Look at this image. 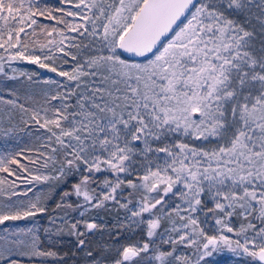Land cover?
I'll use <instances>...</instances> for the list:
<instances>
[{"label": "snow or ice", "instance_id": "snow-or-ice-1", "mask_svg": "<svg viewBox=\"0 0 264 264\" xmlns=\"http://www.w3.org/2000/svg\"><path fill=\"white\" fill-rule=\"evenodd\" d=\"M14 61L62 79L44 78L55 91L31 111L47 133L36 154L0 146V225L46 213L47 184L78 213L48 218L49 243L66 233L84 251L105 227L86 213L110 206L146 225L88 264H218L223 251L264 264V0H0V73L37 75ZM0 231V264L59 259L34 228Z\"/></svg>", "mask_w": 264, "mask_h": 264}, {"label": "rangeland", "instance_id": "rangeland-1", "mask_svg": "<svg viewBox=\"0 0 264 264\" xmlns=\"http://www.w3.org/2000/svg\"><path fill=\"white\" fill-rule=\"evenodd\" d=\"M253 11L259 12V9L254 8ZM69 35H75V33H69ZM259 39H260V37H259V35H257V43L259 42ZM80 40H84V38L81 37V38H79V40H77L75 42L78 43V42H80ZM72 51H77V50L72 49ZM12 64L18 70L23 69V70L27 71L28 73H32V72L37 73L36 76L32 77L31 89H34L36 91V95H37L36 98L37 99L39 98L41 100L34 101L31 105L32 108L39 110L42 107L48 106L46 94L54 92L56 86L52 85V84L44 83V78H48V77H51L53 79H62V78L56 77L54 73H49V72H47L46 69H41L37 65L27 64L26 62H23V61H14V62H12ZM65 67H70V65H66ZM5 71H9L10 73H12L11 69L9 68V66L7 64H5ZM15 74L21 76L19 71H17V73H15ZM25 77L27 78V76H25ZM61 91H62V89H61ZM8 100L9 99L6 98L5 101H8ZM10 101H13V99ZM16 103L17 104H23L25 107H27L25 105L26 101H22V102L16 101ZM51 103L58 105L59 101H51ZM15 112H19V114H20L19 118H20V120H22V116L25 115V112H22L19 107H14L12 104H9V103H2V105H0V141H1V137H2L3 142L6 139H8V135H4V133L6 131H8L10 127H12V126L17 127L18 126L17 122L10 124L7 120V117H9V115L12 117V115ZM41 131H42L43 135L47 134L44 129H41ZM161 155H163V154H161ZM41 171H44V170L41 169ZM24 187H25L24 184L20 185V189H22ZM27 187H32V185H27ZM36 187L38 190L39 189H45L46 190L48 188V185L47 184H39ZM20 189H18V190H20ZM39 194H41V193H39ZM53 195L55 196L54 200L51 202V203H53V206L51 208L49 207V209L46 213L38 214L36 217H31L27 220L6 221L4 225H0V230L3 229V226H10V227L12 226L13 229H11V231H16L17 229H20V228H23V229L34 228V229L38 230V235L41 238V246L48 249V247L50 245H49V242L44 239V231H43V229L48 226V218L53 216V215H64V216H66V218L68 220H74L75 218H78L77 212H74V214H71V213L69 214L68 212H66L65 210H63L61 208L57 209L56 204L59 202L60 197H59L58 193H56V192ZM126 215L127 214H126L125 210L120 209L118 206H116V207L110 206L108 208L107 212L103 211V210H93L89 213H86V215L84 217L85 219H90V218L95 217L96 222L100 225H104L105 227H103L99 231L94 230V233H89L86 237H83L87 241V247L84 251L79 250L77 248V246L74 245L72 247L73 255L70 256L68 264H88V260L90 258L86 254L87 250H91L94 255H99L105 245H109V246L113 245L117 239H119L120 244L134 243L138 240H141L142 238L147 239V237L145 235V231H144L146 229V225H140L138 227L132 226L131 228H129L128 222L125 219ZM145 215H147V214H145ZM201 218L203 219V217H201ZM242 222L246 223V221H242V219L239 217L233 218V225L235 227H239L240 223H242ZM166 223L167 222H165V224ZM213 223H214V221L211 218H209L208 224L210 225ZM20 224H22V225H20ZM119 227H122V233H120L118 231ZM204 227L207 229L208 225H204ZM81 230H83V229L81 228ZM4 233H2V231H0V235H7L8 234L7 232H4ZM65 235L67 236L68 234L65 233V234L57 237L58 241H60L59 240L60 237L65 236ZM228 235L232 236V233H228ZM73 237L76 239L75 236H73ZM156 239H157V245L161 249H163V247H165V250H170V247H171L170 245L164 244L158 237ZM177 247L180 248L181 250H183L181 248V246L178 245ZM211 259H213L216 262L218 261L219 263H221L222 261L228 260V261H230L231 264H236V261L240 258L237 257L234 253H231L228 251H223V252L214 254V256ZM51 261L52 262H49V261L48 262L51 264H61V262L57 261V260H51ZM155 264H157V262H155Z\"/></svg>", "mask_w": 264, "mask_h": 264}, {"label": "trees", "instance_id": "trees-1", "mask_svg": "<svg viewBox=\"0 0 264 264\" xmlns=\"http://www.w3.org/2000/svg\"><path fill=\"white\" fill-rule=\"evenodd\" d=\"M41 7H43L45 4H47L49 7L57 5V0H40ZM67 7V6H65ZM59 15V13H58ZM42 23L48 24L50 26L54 25V21H47L43 20L42 18H39ZM70 19V18H69ZM62 27V26H61ZM15 75L16 79H11ZM36 91L34 89H31V81H29L25 76H19L17 74L10 73L9 71H5L4 73H0V100H6L8 98L10 100L13 99V101H26V106L28 107L29 111L25 113V115L22 116V120H20L19 112H15L12 117L9 115L7 117L8 122L14 123L17 122L18 126L15 127L14 132H9L8 139H6L4 142L1 137L0 146L7 145L9 149L14 151H24L25 156H34L36 153L33 151H30L32 149H40V140L37 139V137L43 135L41 129L38 125L31 122V111L32 103L34 101H39L41 99L36 98ZM2 105V103H0ZM31 107H30V106ZM25 118V119H24ZM12 126V125H11ZM8 130V129H7ZM42 150V149H41ZM25 163H28L27 160L24 161ZM15 167V166H13ZM0 175H6V174H0ZM13 179V178H9ZM43 193H41L46 198V204L49 209L53 206V203H51L55 196L53 195L55 192L58 193L59 189H55L53 194L49 198V186L45 190L43 189ZM128 189L125 190L127 193ZM29 195H32V193H29ZM76 197H72V201H75ZM68 212L69 214H74V211L71 209H65L61 208ZM103 211H108L103 210ZM22 225V224H20ZM3 229H13L11 226H3ZM2 229V230H3ZM118 231L122 233V227L118 228ZM2 233H4L2 231ZM5 234V233H4ZM68 236V237H67ZM65 235L60 237V242L56 243L55 241H58L57 237H53V242L49 243V250L56 251L59 254V259L57 261H60L61 264H68L70 256L73 255L72 247L76 245V239L72 235ZM45 244V243H44ZM162 250H165V247H163ZM49 262H52L49 260ZM48 264H51L49 263ZM218 262V261H217ZM155 264V261L153 262ZM218 264H231L230 261H222L221 263L218 262Z\"/></svg>", "mask_w": 264, "mask_h": 264}]
</instances>
